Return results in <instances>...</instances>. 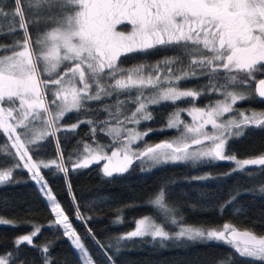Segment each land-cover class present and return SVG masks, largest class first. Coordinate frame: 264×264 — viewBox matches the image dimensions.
Returning a JSON list of instances; mask_svg holds the SVG:
<instances>
[{"label": "snow or ice", "instance_id": "snow-or-ice-1", "mask_svg": "<svg viewBox=\"0 0 264 264\" xmlns=\"http://www.w3.org/2000/svg\"><path fill=\"white\" fill-rule=\"evenodd\" d=\"M0 17L7 21L0 23V36L10 37L7 43H0V135L4 137L0 140V186L26 183L16 172L27 170L54 214V224L78 250L79 264L101 262L90 254L42 170L54 169L53 176L63 175L73 217L85 224V238L96 244L107 264H116L113 257L130 250L127 243L146 237L161 248L168 242L177 247L222 243L234 254L215 264H237L238 260L264 264V232L242 229L231 222L188 224L174 202H166V191L170 197L176 178L162 184L155 198L147 201L160 214L132 220L133 230L115 237V244L113 238L101 243L87 228L92 217L80 212L70 191V173L78 174L100 162L102 176L107 178L127 174L134 166L149 173L167 165L195 168L223 161L234 165L231 171L184 179L207 182L236 172L250 178L264 174V152L240 158L230 147V141L243 138L249 129L264 130V110L237 106L246 100L264 102V0H12L10 8L7 0H0ZM124 24L128 30L118 28ZM167 48L178 54L133 66L122 61L129 55L147 56ZM189 79H204L206 83L182 88L181 82ZM202 96L217 98L209 99L203 107L195 103L185 109L177 106L181 100L194 102ZM112 98L114 104H102L98 109L106 114L105 119L63 123L68 114L93 111L88 107L90 102ZM162 103L173 105L166 115V126L140 131L142 122L154 120L150 106ZM182 112H187L191 123L181 119ZM82 123L89 125L91 142L77 139L66 153L61 139L77 136ZM167 130H175L177 135L154 144L145 140L150 132ZM98 131L114 137L113 141L100 144L95 139ZM45 155L47 160L41 158ZM249 166L257 171H248ZM248 191L264 194V183L251 189H231L215 205L216 210L223 215ZM200 195L203 198L205 194ZM200 210H211V206ZM244 211L237 206L233 215ZM121 222L118 215L114 223ZM21 223H29L32 231L14 238L11 251L0 252V264H27L20 246L36 247L33 241L41 227ZM0 225L20 226L9 219H0ZM51 246L41 249L44 264H53Z\"/></svg>", "mask_w": 264, "mask_h": 264}, {"label": "trees", "instance_id": "trees-1", "mask_svg": "<svg viewBox=\"0 0 264 264\" xmlns=\"http://www.w3.org/2000/svg\"><path fill=\"white\" fill-rule=\"evenodd\" d=\"M9 8L12 0H7ZM7 11V9H6ZM0 23L7 24V21L0 17ZM10 37L0 36V43H7ZM166 51L155 50L147 56L129 55L125 57L124 64H128L132 60L154 62L158 58H163ZM167 54H176L167 52ZM206 83L204 79H189L181 82V87L196 88ZM124 97L122 96L121 99ZM217 97L207 96L200 97L194 102L181 100L177 102L179 108H187L193 106L203 107L209 99ZM115 98L97 102H90L88 107L93 111H80L79 113H71L64 118V124L70 125L78 120L92 119L101 120L106 118L103 111H98L102 104L112 105ZM240 105L246 109L264 110V102L258 99L246 100L240 102ZM150 110L154 116V120L150 122H142L138 127L141 131L149 128L155 129L165 127L166 115L173 110L171 103H162L160 106H150ZM77 136H71V139L65 141L61 139V145L65 148V152L71 151L76 144L77 139H83L85 142H91L88 133L89 125L80 124L77 129ZM175 130H167L163 132H150L145 138L148 143L161 142L164 139L174 137ZM63 135V134H61ZM4 137L0 135V140ZM96 140L102 145L111 143L114 137L107 133L98 131ZM230 147L234 153L240 158H250L264 152V130L249 129L243 138L230 141ZM49 152L51 145L49 144ZM3 153H0V159ZM47 160V155L42 156ZM102 163L93 164L89 169L81 170L78 174L70 173L71 189L75 199L79 204V210L85 217H92L87 221V228L96 235L101 243H105L109 238L115 244V237L124 235L133 230L134 219L143 216L159 215V209L154 205L147 203L149 199H154L156 190L171 178H176L177 183L174 187L172 195L167 196L166 202H174L175 206L183 213L188 224L193 226H218L225 222H231L242 229L252 230L260 233L264 232V194L260 192H244L235 202L225 209L223 215H220L215 205L222 202L229 191L237 186L243 189H251L259 187L264 183V174L249 177L240 172H236L226 179L209 180L207 182H199L191 180L187 182L184 178L212 174L222 175L231 171L234 165L231 162H217L213 165H203L191 167L189 165L177 164L157 167L149 173H141L134 166L129 173L124 175H116L112 178L103 177L100 171ZM53 170H42L49 185L57 194L62 206L65 208L73 226L81 235L83 242L90 249V254H94L95 258L101 264H107L100 249L91 239L85 238V224L73 217V206L69 199V192L65 190L64 177L62 174L52 175ZM248 171H257L256 167L249 166ZM27 170H17L16 177L20 180H26V183L8 184L0 186V219L12 220V225H0V252L5 249L11 251L14 247L13 239L20 235L29 234L32 227L29 223H21L22 221L30 222L33 225L41 227V232L34 237V245L20 246L21 257L27 264H44V254L41 249L45 245L51 244L49 249L53 264H79L78 250L71 245L70 240L62 235L63 229L54 224V214L49 212V208L44 199L41 198L37 191L35 182L29 179ZM200 193H204L202 198ZM153 194V195H149ZM6 201V203H5ZM143 205V206H140ZM173 204L169 203V207ZM205 206H211V210H200ZM242 206L245 210L241 215H233V208ZM197 210H193V209ZM31 209V211H29ZM120 216L121 223L115 224L117 216ZM127 249L113 257L116 264H215V262L226 255L234 254V250L230 246L222 243H190L187 246L177 247L173 242H168L167 247L161 248L158 243H152L150 237L143 239H133L126 244ZM109 255H112L110 252ZM237 264H244L243 261H237Z\"/></svg>", "mask_w": 264, "mask_h": 264}, {"label": "flooded vegetation", "instance_id": "flooded-vegetation-1", "mask_svg": "<svg viewBox=\"0 0 264 264\" xmlns=\"http://www.w3.org/2000/svg\"><path fill=\"white\" fill-rule=\"evenodd\" d=\"M118 28L120 29V30H128V28H129V26L127 25V24H124V25H120V26H118ZM157 50H160V49H157ZM162 51H166L165 52V54H164V57L163 58H165V57H172V56H175L176 54H167V52H169V53H173V51H175L174 49H171V48H167V49H161ZM176 52V51H175ZM178 54V53H177ZM136 55V54H135ZM163 58H158L157 60H155V61H158V60H162ZM122 60H124V58H122ZM139 61H136V60H132L131 62H129L128 64H127V66H131V65H135L136 63H138Z\"/></svg>", "mask_w": 264, "mask_h": 264}, {"label": "rangeland", "instance_id": "rangeland-1", "mask_svg": "<svg viewBox=\"0 0 264 264\" xmlns=\"http://www.w3.org/2000/svg\"><path fill=\"white\" fill-rule=\"evenodd\" d=\"M158 61H160V60H158ZM154 62H156V61H154ZM154 62H152V63H154ZM126 66H127V64H125ZM131 66H133V65H131ZM182 88H185V87H182ZM185 89H191V88H185ZM216 99V98H215ZM240 109H242V110H245L246 108L244 107V106H242V105H240L239 103H238V105H237ZM188 108V107H187ZM181 109H185V108H181ZM181 119L182 120H184L186 123H191V117L190 116H188L187 115V112H182L181 113ZM129 127H131V125H129ZM210 127L211 126H209V129H210ZM140 130V129H139ZM141 131V130H140ZM177 135V132L175 133V135H174V137ZM174 137H172V138H167V139H164V140H171V139H173ZM149 144H152V143H149ZM102 164H103V162H101ZM148 216V215H147ZM144 217V216H143ZM143 217H141V218H143Z\"/></svg>", "mask_w": 264, "mask_h": 264}, {"label": "water", "instance_id": "water-1", "mask_svg": "<svg viewBox=\"0 0 264 264\" xmlns=\"http://www.w3.org/2000/svg\"><path fill=\"white\" fill-rule=\"evenodd\" d=\"M248 230V229H247Z\"/></svg>", "mask_w": 264, "mask_h": 264}]
</instances>
